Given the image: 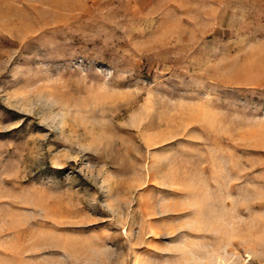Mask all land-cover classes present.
Here are the masks:
<instances>
[{
  "label": "rangeland",
  "instance_id": "1",
  "mask_svg": "<svg viewBox=\"0 0 264 264\" xmlns=\"http://www.w3.org/2000/svg\"><path fill=\"white\" fill-rule=\"evenodd\" d=\"M0 264H264V0H0Z\"/></svg>",
  "mask_w": 264,
  "mask_h": 264
}]
</instances>
